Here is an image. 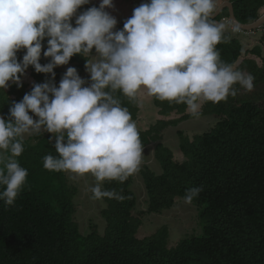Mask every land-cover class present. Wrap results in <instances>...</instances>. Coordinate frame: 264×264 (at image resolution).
<instances>
[{
  "label": "clouds",
  "instance_id": "9594fccd",
  "mask_svg": "<svg viewBox=\"0 0 264 264\" xmlns=\"http://www.w3.org/2000/svg\"><path fill=\"white\" fill-rule=\"evenodd\" d=\"M89 3L0 0V89L7 90L10 82L22 87L21 77L30 66L51 75L13 102L7 118L0 115V201L6 206L14 204L27 181L28 170L17 159L23 141L44 132L52 134L57 153L43 157L46 170L70 173L74 179L90 174L96 181L90 188L93 199H123L102 190V184L123 183L137 173L144 148L117 93L134 101L146 91L196 114L206 102L253 89L252 75L220 57L217 45L228 38L225 24L213 20L215 0H148L134 8L119 30L106 10L114 7L113 0L80 11ZM224 20L232 31L240 29L230 18ZM42 55L48 63L40 62ZM76 55L86 59L90 83L68 67L57 86L54 69ZM201 191L188 189L184 201L191 203Z\"/></svg>",
  "mask_w": 264,
  "mask_h": 264
},
{
  "label": "trees",
  "instance_id": "16d2710c",
  "mask_svg": "<svg viewBox=\"0 0 264 264\" xmlns=\"http://www.w3.org/2000/svg\"><path fill=\"white\" fill-rule=\"evenodd\" d=\"M216 1L232 2L237 19L244 24L257 20L264 10V0ZM90 7L84 5L80 11ZM229 16L225 8L213 20L220 22ZM225 36L228 42L217 45L220 57L236 65L243 55V42L228 30ZM261 39L264 43V36ZM251 53L262 58V66L246 57L236 67L254 78L251 91L237 85L236 97L206 102L194 115L186 113L184 104L154 98L162 115L181 114L179 118L160 119L146 131L138 130L142 147L157 142L161 173L149 167L142 169L148 198L147 209L139 214H135L137 196L130 178L123 183L104 181L102 190L114 191L123 199L102 198L106 222L102 232L96 224L88 233L81 232L74 219L77 187L64 172L43 167L45 155H57L54 141L49 140L52 134L25 138L24 151L17 159L28 170L27 181L13 205L0 201V264H264V106L260 105L264 100V57L259 45ZM23 54L19 52L18 58L22 60ZM40 62L49 60L42 55ZM69 63L79 74L86 69V59L81 55ZM54 71L59 86L64 71L60 66ZM26 76L33 80L32 85L22 81L18 87L10 82L7 90L0 89V115L5 118L12 103L21 101L34 84L51 79L50 74L36 73L31 66L21 79ZM116 95L136 119L138 100ZM205 115L215 119V126L193 137L179 131V150L184 156L176 160L171 148L160 142L162 131ZM193 187L202 188L192 201L197 206L201 232L174 246H169L170 229L166 225L151 236H137L144 214H160L172 208Z\"/></svg>",
  "mask_w": 264,
  "mask_h": 264
},
{
  "label": "rangeland",
  "instance_id": "374dc122",
  "mask_svg": "<svg viewBox=\"0 0 264 264\" xmlns=\"http://www.w3.org/2000/svg\"><path fill=\"white\" fill-rule=\"evenodd\" d=\"M140 4L144 3L141 1L133 0ZM216 8L222 3V1H216ZM262 13H264V10H262ZM261 13V14H262ZM128 16L122 15L120 19L125 21L128 19ZM225 24L226 29H230L229 24L226 23V20L220 21ZM217 22V23H220ZM230 31H232L230 29ZM233 37H238L241 39L246 38L248 47L254 48L256 46H261L263 51V57H264V43L261 38H263L262 35L259 34V36H256V34L251 33L250 31H232ZM260 64H262V59H260ZM24 82L32 83V80L30 77L26 76L23 79H21ZM264 87V84H263ZM154 98V97H153ZM153 98L151 100L153 101ZM261 106H264V100L260 103ZM155 110H157L155 108ZM172 115V114H171ZM164 116L160 113V116L163 118H171L176 117L178 118L179 114H176L173 112L172 116ZM158 118V115L153 116H146L145 121L142 119L141 123L138 122V125H147L145 122H148L150 124L151 122H155ZM202 121H208L205 118ZM198 119H192L188 121H184L181 124L178 125L180 128H184L185 133H189L188 135L194 136L198 134H202L204 132H207L211 130L215 124L216 121L213 119L210 123H201L198 125ZM136 124V125H137ZM147 127V126H146ZM137 128H141L140 126H137ZM47 133V132H44ZM34 136V135H33ZM32 137V136H31ZM30 137H26L28 139ZM164 140L166 142H170L172 144L173 142L176 145L169 146L173 152H175V159L176 160H183V154L180 153L178 149V135H173V133H167L166 137H164ZM173 143V144H174ZM155 143H152V146H154ZM151 146V147H152ZM145 160L147 162V165L150 169L155 170L157 173L161 171L158 161L154 157L153 148H146L143 151L142 154V161ZM144 169V168H143ZM140 169L137 173L130 176L132 180V186L131 188L135 192L137 196V207L135 209V214H139L140 210H146L147 209V190L145 188V184L143 181L142 176L139 174ZM66 176L70 183L74 184L78 188V193L75 196V205H76V212L74 215L75 221L78 223L80 230L82 233H88L90 231V226L92 224H96L99 227V230L102 232L104 231L106 227L105 219L102 215V210L105 207V202L103 199H93L92 193L90 191V188L95 185L96 181L93 176L90 174H86L83 177L79 178H73L72 174L66 173ZM104 183V182H103ZM103 186V184H102ZM201 222V220H200ZM168 226L170 229V237H169V246L176 245L181 239L186 238L194 233H197L201 230V226L199 223L198 218V211L197 206L194 203H186L184 199L177 200L176 204L168 209L163 211L160 214L156 213H146L143 215V222L140 226L137 236L140 238L151 236L152 234L156 233L159 228L162 226ZM201 232V231H200Z\"/></svg>",
  "mask_w": 264,
  "mask_h": 264
},
{
  "label": "crops",
  "instance_id": "0c3cea01",
  "mask_svg": "<svg viewBox=\"0 0 264 264\" xmlns=\"http://www.w3.org/2000/svg\"><path fill=\"white\" fill-rule=\"evenodd\" d=\"M100 2H101V0H90L89 5L90 6H99ZM113 4H114V7L113 8H109V9H106V10L117 19V21H118L117 30H119V26H120V24L122 22V20L120 19V17L122 15L131 17L134 8H136V7H138L140 5V3L136 2V1H133V0H113ZM227 30L228 29L225 28V31H227ZM256 36H258V35H256ZM241 41L243 42V55H242V57L240 58V60L237 62V64L235 66L237 67V65L243 59H245L246 57H250L251 59H256L257 62L259 63V65L262 66V64H260V62H259L260 59H262V58H259V57L255 56L254 54L251 53V51L254 48H251L250 49L248 47L246 38H242L241 37ZM68 67H74V64L69 63L68 65L60 66V69L63 70L64 73H65ZM79 75L81 76V78H83L85 80H88L89 83H90V74L86 71V69H85V71L82 74H79ZM151 98H153V97L152 96H149L146 91H141V92L138 93L137 100H138L139 112H138L137 118L136 119H133L135 121V123L136 124L138 122L141 123V120L142 119L145 121L147 115L149 117L150 116H153V115H158V118H157V120L155 122H151L150 124H148V122H145L147 125H138L137 124V126H140L141 127V128H138L139 131H146L147 129H149L151 127V125L155 124L160 119H174V117H171V118H168V117L167 118H163V117H161L160 116V108L155 105L154 98H153V101L151 100ZM203 105L204 104H202L201 108L199 109V111L197 113H199V112L202 111ZM155 108L157 110H155ZM186 113L187 114H190V115H194V114H192V113H190L188 111H186ZM176 114H178V113H176ZM172 115H173V113H172ZM180 116H181V114H179L178 118ZM203 118H205L208 121H202V120H204ZM192 119H198V120H200V121H198V125H200L201 123H203V124L206 123V122H209L210 123L214 118L211 117V116H206V115L205 116H198V117H191L189 119H185V120L181 121L179 124H181L184 121H188V120H192ZM178 125H169L168 127H166L162 131V136H161L160 142L164 143L168 147L169 146H172V145H176L174 142H173L174 144L173 143L170 144V142H166V140H164V137H166V134L167 133H173V135H178L179 141H178L177 145H178V149H179V145H180V135H179V131L180 132L183 131L185 133V131H184L185 129L184 128H181V127L179 128ZM188 134L189 133H187L186 135H188ZM153 143H155L154 146H152V143H150L149 145L143 147L144 148L143 151L146 148H153L154 157L157 160V158H156V144H157V142H153ZM174 154H175V152H174ZM159 166H160V164H159ZM144 167H148L147 162H145V160L142 161V163L140 165V168H139L140 169V173H141V174L140 173L139 174L142 176V178H143L142 169ZM160 169H161V166H160ZM158 173H161V171L158 172ZM143 181H144V178H143ZM144 184H145V181H144ZM131 186H132V180H131ZM145 188H146V186H145Z\"/></svg>",
  "mask_w": 264,
  "mask_h": 264
},
{
  "label": "water",
  "instance_id": "95a60500",
  "mask_svg": "<svg viewBox=\"0 0 264 264\" xmlns=\"http://www.w3.org/2000/svg\"><path fill=\"white\" fill-rule=\"evenodd\" d=\"M137 1H141V2H148V0H137ZM225 8H228L229 9V17L232 21V23L234 25H236L237 27H239L240 29L242 30H245V31H252V30H255V29H258L260 28L263 24H264V13L255 21L251 22V23H241L236 15H235V11H234V6H233V3L230 2V1H224L222 2L214 11V14H213V18H217L221 13L222 11L225 9Z\"/></svg>",
  "mask_w": 264,
  "mask_h": 264
},
{
  "label": "built area",
  "instance_id": "2783aa9c",
  "mask_svg": "<svg viewBox=\"0 0 264 264\" xmlns=\"http://www.w3.org/2000/svg\"><path fill=\"white\" fill-rule=\"evenodd\" d=\"M234 28H235V30L241 31L240 29H238L236 27H234ZM256 32L260 33L261 35H264V25L260 29H258L257 31H251V33H253V34H256Z\"/></svg>",
  "mask_w": 264,
  "mask_h": 264
}]
</instances>
